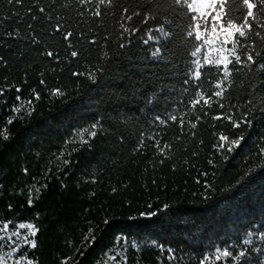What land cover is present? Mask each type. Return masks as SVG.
Masks as SVG:
<instances>
[{"label": "trees", "instance_id": "1", "mask_svg": "<svg viewBox=\"0 0 264 264\" xmlns=\"http://www.w3.org/2000/svg\"><path fill=\"white\" fill-rule=\"evenodd\" d=\"M191 25L174 0H0V221L32 224L35 264H264V29L235 52L251 67L203 64L185 86Z\"/></svg>", "mask_w": 264, "mask_h": 264}, {"label": "snow or ice", "instance_id": "2", "mask_svg": "<svg viewBox=\"0 0 264 264\" xmlns=\"http://www.w3.org/2000/svg\"><path fill=\"white\" fill-rule=\"evenodd\" d=\"M81 3L84 2V0H80ZM243 5L246 7V15L243 16V23H235L233 19L227 18V13L218 11L217 9H222L227 4V0H174V4L177 6L186 7L190 14V19L192 21V25L190 26V30L187 32L188 37H195V40L197 42L202 41L204 37H207L209 35L207 29L210 24L211 26V35L212 39H204L203 44L208 46V51H203V46L196 47L195 51L191 52V56L193 58H196L202 54L203 60L205 65L214 66L217 69L223 68V74L225 76L230 75V68L239 65L240 68H243L245 64L251 65L255 64L256 61L254 59V55L251 51L248 52L246 55V59H244L241 55H236L235 52L240 51L241 48L246 47V45H240V40L243 38H246L248 34L252 31L253 26L255 25L258 29H264V24H256V21L258 20L259 16H264V11H261L264 9V0H256L254 3L253 0H242ZM8 3L12 4L15 3L16 5H21L23 3V0H8ZM41 12L44 11L43 8L40 9ZM29 12H31V9H29ZM100 13L97 12L95 15H99ZM33 20L38 19V17L33 16ZM131 19V17H129ZM31 27V25H29ZM61 25H57L56 31L61 30ZM191 27L195 28V31L193 32L191 30ZM201 29H204L202 32ZM152 31H158L162 34L165 33L164 27H161L159 29L150 30L148 39L144 41V44L147 45L152 40ZM9 36H12L11 33L8 34ZM73 33L69 32L64 39H69ZM257 36L261 35V32L258 30L256 32ZM220 37H223L221 40ZM15 38V37H13ZM38 42V41H37ZM89 43H95V41H90ZM231 44V49L226 47L227 45ZM213 45H219V47H213ZM49 56L53 55V53H49ZM72 57H77L78 52L73 51L71 53ZM153 57H159L160 56V50L157 49L155 52L152 53ZM234 57V59H233ZM194 63L196 65V71L195 76L192 80H185L184 85L187 86L190 83L196 82L198 83L201 78V70L202 65L200 64V61L194 60ZM239 69H237L238 71ZM217 87H221V84L218 83L216 85ZM199 96V93H197ZM216 97L222 98L223 93L222 91H218L215 93ZM196 101H193V107L196 106ZM205 104H209L208 100H204ZM223 107V105H221ZM173 121L177 119L176 116L171 117ZM160 123H163L162 120L157 118ZM216 119H222V117H216ZM233 118L230 116L229 120H232ZM11 123V121L9 122ZM249 123H251L249 121ZM184 126V120L183 118H180V127L183 128ZM196 125H192L194 128ZM234 127H240L239 123H236L233 125ZM93 128L96 127V124L92 125ZM91 136H95L96 133L92 132L90 133ZM228 141V137L221 135L219 137V150L223 151L226 149L228 154L235 153L240 146H242L243 137L236 140H231L227 144L224 142ZM261 151H264V149H261ZM225 159H228V157H225ZM209 164L212 163L211 160L208 161ZM250 175V173H249ZM240 183L239 181L237 182ZM33 201H29V203H32ZM169 205L165 204L163 205V208H168ZM141 216H144L145 213H141ZM148 217H153L157 215L156 211H148L146 213ZM110 223V221H105V224ZM9 227V224H5L4 228L7 229ZM25 225L21 224L19 225V228H24ZM27 227L31 228L32 225H27ZM19 233H17L18 235ZM33 236H35L36 232L33 231L31 233ZM95 235L86 238L85 243L89 244V247H91V244L95 242ZM261 239H264V233L261 234ZM252 240V237L249 236L247 240L244 241V244H249ZM91 241V242H89ZM32 247H36L35 241L32 242ZM133 247H135V244H133ZM161 251H167L170 254H172L173 250L171 248L168 249H161ZM221 256L227 258L232 256V253L225 250L222 253L219 249L216 250V260L219 261L221 259ZM245 252H240L239 256L234 257L235 260L240 261L241 258L245 257ZM172 256L170 255L169 259H171ZM208 260V255H205L204 259L200 261V264H206V261ZM16 264H22L21 261H17ZM28 264H31V262H28Z\"/></svg>", "mask_w": 264, "mask_h": 264}, {"label": "rangeland", "instance_id": "3", "mask_svg": "<svg viewBox=\"0 0 264 264\" xmlns=\"http://www.w3.org/2000/svg\"><path fill=\"white\" fill-rule=\"evenodd\" d=\"M220 11V9H217ZM193 30L195 31V28L193 27ZM203 32L204 29H201ZM209 35L207 37H204L202 41L197 42V47L203 46V51H208V46L203 44L204 39L211 40V26L209 24L207 29ZM222 40L223 37H220ZM213 47H219V45H213ZM229 49H231V44L227 45ZM199 60L200 64L203 65L204 60L202 54L196 58H193V65H194V73L196 71V65L194 63V60ZM85 132V129H80L78 140H81L82 133ZM9 224V227L7 229L4 228L5 224ZM25 225L24 228H19V225ZM27 225H32L30 222L26 221H16L9 223L8 221H0V264H16L17 261H21L22 264H28V262H31V264H35L33 260L28 258L23 253V247L25 245H32V232L34 231L33 226L31 228L27 227ZM17 233H19L17 235Z\"/></svg>", "mask_w": 264, "mask_h": 264}]
</instances>
